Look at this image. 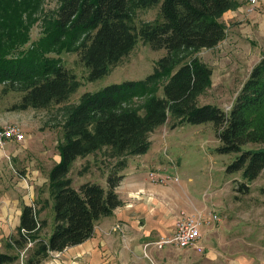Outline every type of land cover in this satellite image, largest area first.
I'll use <instances>...</instances> for the list:
<instances>
[{
  "label": "trees",
  "instance_id": "trees-1",
  "mask_svg": "<svg viewBox=\"0 0 264 264\" xmlns=\"http://www.w3.org/2000/svg\"><path fill=\"white\" fill-rule=\"evenodd\" d=\"M56 8L43 14L44 35L32 48H24L30 27L44 0H0V83H19L24 94L18 105L45 108L64 102L77 85L75 75L46 56L63 49L82 35L76 47L79 60L88 68V80L108 72L134 47L137 36L152 50L164 49L154 71L142 80H125L85 92L64 109L62 139L57 144L60 159L49 173L52 225L47 239L39 236L42 222L36 206L24 205L12 242L22 249L28 239L35 243L27 251L26 264H38L50 251L79 244L89 238L95 222L109 216L121 204L116 187L123 178L126 161H119L105 177V184L85 181L73 187L68 176L79 157L111 149L117 156L143 154L150 134L169 118L178 124L211 122L220 153H237L227 165L229 173L241 172L250 182L264 177V56L252 68L228 112L211 103L199 104L198 95L210 82L211 69L196 57H175L187 50L212 48L225 38L222 14L234 8L235 0H54ZM158 6V17L131 25V11ZM58 45V49L54 47ZM66 47V46H65ZM163 78H167L161 83ZM162 87V95L156 90ZM144 96L143 105H131ZM237 191L247 192L240 182ZM18 253L0 252V264H19Z\"/></svg>",
  "mask_w": 264,
  "mask_h": 264
},
{
  "label": "rangeland",
  "instance_id": "rangeland-1",
  "mask_svg": "<svg viewBox=\"0 0 264 264\" xmlns=\"http://www.w3.org/2000/svg\"><path fill=\"white\" fill-rule=\"evenodd\" d=\"M241 1L246 4L242 14L221 20L226 35L219 44L212 48L180 53L175 57L177 62L173 65L175 68L180 62L196 57L209 67L210 82L198 95V103L215 104L226 112L230 110L252 68L264 56V0L252 10H248L250 9L248 0ZM56 6L54 0H44L40 13L34 14L36 19L30 27V37L24 48H32L44 35L45 23L41 17L45 13L49 14ZM157 17L158 6L141 8L135 5L131 11V25L137 30L142 22H151ZM82 37L78 36L71 44L65 40L62 43L63 49H58L56 45L54 49H58L57 51L46 54L75 75L77 85L64 102L51 103L45 108L20 109L18 105L24 94V87L19 83L13 85L0 83V128L16 124L24 135L25 131L33 135L30 138V145L23 154L30 162L34 161L33 168H39L36 193L45 222L51 220L52 213L48 170L59 159L57 144L62 139L64 109L66 111L69 106L75 105L85 92H93L125 80L144 79L154 71L157 60L165 54L164 49L152 50L148 43L137 36L130 52L106 74L88 80V68L79 60L75 50ZM180 57L184 60L180 61ZM166 79L163 78L161 83ZM156 94H163L162 87L156 90ZM144 99V96L134 98L131 105L139 107L143 105ZM172 122L173 119L169 118L150 134L148 150L139 157L135 155L120 157L114 155L111 149L103 147L85 157L77 158L68 173L72 186L78 187L87 180L105 184L108 172L117 167L122 160L126 161L122 173L132 163L139 165L142 172H147L151 183L165 186L164 197L172 206L189 212L204 208L216 211L219 220L203 228L211 227L212 237L226 242L229 252L251 253L256 256L258 262L264 263V177L260 175L247 182L241 172L226 171L227 165L237 153L217 151L219 141L211 122L197 124L184 122L174 128L171 127ZM263 146L264 143H248L244 148ZM23 171L27 172V169L24 168ZM151 171L159 175L163 173L175 175L178 180L155 183L149 178ZM19 179H22L21 175ZM28 180L30 179L27 178L26 181ZM240 182L248 184L247 192L236 190ZM38 220L41 221L39 216ZM45 225L47 226L46 223ZM212 242L211 249L218 251L222 245L217 241Z\"/></svg>",
  "mask_w": 264,
  "mask_h": 264
},
{
  "label": "crops",
  "instance_id": "crops-1",
  "mask_svg": "<svg viewBox=\"0 0 264 264\" xmlns=\"http://www.w3.org/2000/svg\"><path fill=\"white\" fill-rule=\"evenodd\" d=\"M235 1V7L225 11L221 20L242 14L246 4ZM25 135L27 138L23 142H7L0 147V252L19 254L20 250L11 239L20 224L24 205L35 204L37 218L39 216L42 222L39 236L47 239L50 235L52 213L51 220L45 222L43 210L37 202L39 168H33L34 161L30 162L23 154L33 135L26 131ZM24 168L27 172L23 171ZM125 170L116 187L122 202L113 213L95 222L89 238L61 251L48 252L38 264H264L251 253L229 252L226 242L212 237L211 227L201 229L198 246L202 251L196 247L178 248L174 245L156 248L152 242L172 234L174 216L182 208L172 206L164 197L165 186L151 183L147 172H142L139 165L132 163ZM20 175L22 179H19ZM27 178L30 180L26 181ZM212 241L222 245L218 251L211 249Z\"/></svg>",
  "mask_w": 264,
  "mask_h": 264
},
{
  "label": "built area",
  "instance_id": "built-area-1",
  "mask_svg": "<svg viewBox=\"0 0 264 264\" xmlns=\"http://www.w3.org/2000/svg\"><path fill=\"white\" fill-rule=\"evenodd\" d=\"M260 0H248L250 9L252 10ZM25 139L24 132L16 124H8L0 128V147L4 146L7 142H23ZM149 178L155 183H166L169 180H178V177L171 174L163 173L162 175L156 172H149ZM219 220L218 213L212 209H200L193 212L186 210H179L174 216L173 232L169 236H162L153 241V245L162 249L166 245H174L178 248L196 247L199 248V239L201 237V229L209 227ZM35 240L28 239L26 245L20 249L19 264H26L25 258L27 251L33 246ZM150 244V243H148Z\"/></svg>",
  "mask_w": 264,
  "mask_h": 264
}]
</instances>
